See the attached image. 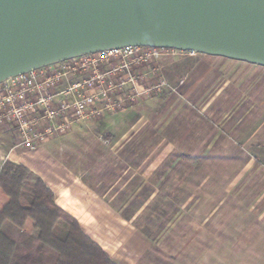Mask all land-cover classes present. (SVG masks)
<instances>
[{"label":"rangeland","instance_id":"1","mask_svg":"<svg viewBox=\"0 0 264 264\" xmlns=\"http://www.w3.org/2000/svg\"><path fill=\"white\" fill-rule=\"evenodd\" d=\"M141 74L167 87L34 151L0 123V168L42 146L74 166L129 224L81 230L112 264H264V68L169 52ZM3 228L18 239V228ZM66 233L59 223L55 234ZM19 264L43 263L22 253Z\"/></svg>","mask_w":264,"mask_h":264},{"label":"water","instance_id":"2","mask_svg":"<svg viewBox=\"0 0 264 264\" xmlns=\"http://www.w3.org/2000/svg\"><path fill=\"white\" fill-rule=\"evenodd\" d=\"M123 47L264 68V0H0V84Z\"/></svg>","mask_w":264,"mask_h":264},{"label":"built area","instance_id":"3","mask_svg":"<svg viewBox=\"0 0 264 264\" xmlns=\"http://www.w3.org/2000/svg\"><path fill=\"white\" fill-rule=\"evenodd\" d=\"M172 49L123 47L87 54L9 78L0 84V123L34 151L77 124L120 113L167 87L150 85L143 67Z\"/></svg>","mask_w":264,"mask_h":264},{"label":"trees","instance_id":"4","mask_svg":"<svg viewBox=\"0 0 264 264\" xmlns=\"http://www.w3.org/2000/svg\"><path fill=\"white\" fill-rule=\"evenodd\" d=\"M59 223L67 226L64 237L55 234ZM5 224L20 230L18 239L5 234ZM22 253L37 255L43 264H112L76 220L55 205L41 179L5 162L0 168V264H19Z\"/></svg>","mask_w":264,"mask_h":264},{"label":"crops","instance_id":"5","mask_svg":"<svg viewBox=\"0 0 264 264\" xmlns=\"http://www.w3.org/2000/svg\"><path fill=\"white\" fill-rule=\"evenodd\" d=\"M42 147L30 155L29 160L19 158L22 162L18 164L29 168L43 181L54 195L55 204L73 217L82 231L90 235L91 231L113 232L120 224L122 227L129 225L120 221L122 211L110 202V198L98 192L93 183L87 182L78 171L72 170L74 166L47 159V150ZM114 261L119 264L116 259Z\"/></svg>","mask_w":264,"mask_h":264}]
</instances>
